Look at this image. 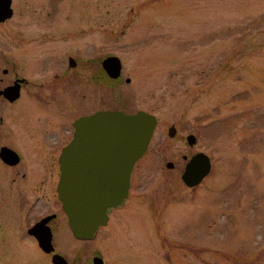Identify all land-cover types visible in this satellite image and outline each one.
<instances>
[{
    "label": "rangeland",
    "instance_id": "rangeland-1",
    "mask_svg": "<svg viewBox=\"0 0 264 264\" xmlns=\"http://www.w3.org/2000/svg\"><path fill=\"white\" fill-rule=\"evenodd\" d=\"M12 8L0 23V91L17 77L28 84L16 103L0 97V149L48 162L54 144L43 123L98 111L157 120L125 209L93 240L75 239L60 219L57 252L70 264L96 256L264 264V0H12ZM108 57L122 63L118 79L101 67ZM199 153L211 171L189 187L182 176ZM22 172L0 163V264H53L29 224H17ZM40 197L46 211L58 209L48 191Z\"/></svg>",
    "mask_w": 264,
    "mask_h": 264
},
{
    "label": "water",
    "instance_id": "water-1",
    "mask_svg": "<svg viewBox=\"0 0 264 264\" xmlns=\"http://www.w3.org/2000/svg\"><path fill=\"white\" fill-rule=\"evenodd\" d=\"M11 18L12 0H0V23ZM76 65L70 59V66ZM121 65L117 57H108L103 62L104 69L113 79L121 76ZM20 92V83L16 82L3 90L1 95L14 102L20 97ZM156 125L155 116L143 111L131 115L120 111H100L76 121L75 139L62 153L59 186V199L76 239L92 240L97 231L107 224L108 210L119 206L127 198L131 171L146 154ZM189 143L194 146V136L189 137ZM3 154L13 155L7 149L3 150ZM173 167L169 163L166 168ZM210 171V158L199 153L188 162L182 180L187 186L195 187ZM39 246L46 253L53 251L50 239L48 242L41 241ZM52 262L69 264L60 255L54 256ZM94 263L102 262L96 258Z\"/></svg>",
    "mask_w": 264,
    "mask_h": 264
},
{
    "label": "flooded vegetation",
    "instance_id": "flooded-vegetation-1",
    "mask_svg": "<svg viewBox=\"0 0 264 264\" xmlns=\"http://www.w3.org/2000/svg\"><path fill=\"white\" fill-rule=\"evenodd\" d=\"M70 59L69 58V65H70ZM70 68H72L71 66H69ZM103 68V70L106 72V70L104 69L103 65L101 66ZM7 71V72H6ZM5 75H9V71L8 70H4L3 72ZM107 73V72H106ZM16 82L20 83L21 86V92L24 87H26V85L28 84V81H26V78H15L14 82L12 85H14ZM6 86L3 90H5L6 88L12 86ZM0 91V97L5 101L8 102L10 104L16 103L18 100L21 99V94L20 97L14 101L11 102L10 100H8L7 98H5L3 95H1ZM73 102H72V106L71 108H73ZM99 112V111H98ZM96 113V112H95ZM90 116V115H89ZM85 117V116H81L80 118ZM79 119V118H78ZM78 119H73L70 124L62 126V125H52L49 123L48 124H41L42 127L40 128V132L44 133V138L49 139L50 142H52L54 144V148H53V152L49 153L50 157H52V161L51 158L48 162L45 161V159H42L40 157H36L34 156H28V155H24L25 156V161L23 159V157L21 156L20 152L17 151L16 149H12L10 147L7 146H3L0 149V163L9 169H22L23 172L22 174L19 173V176L21 177V180H27V186H25V188L20 189L15 188L14 189V193H16V196H25V199H21L19 201V205H15L14 207L18 209V211H22V216H19V220H18V225H24V224H29L27 227V235L34 240L35 243H37V245L39 246V243L41 241H47L50 239L51 242V246L53 247V251L51 253H46L44 252L40 247V249L47 255L50 256L53 260V257L56 255H61L60 253L57 252L56 249V236L57 235V229H56V225L59 222L60 219L65 218L67 221V225H69V219L67 216V213L65 212V209L59 199V186H60V180H61V176H62V162H61V157H62V153L63 150L68 147L73 140L75 139V134H76V128H75V123ZM55 126V129H58L59 127V131H56L55 129H53L52 127ZM34 132H36L35 130H33ZM61 131V135L60 132ZM32 132V131H31ZM54 133L51 137L48 138L50 133ZM28 133V131H27ZM28 135V134H27ZM30 137H33V135H28ZM62 136V137H61ZM7 149L10 152H12L13 155H4L3 154V150ZM57 152V154H56ZM137 164L138 162L134 165L132 171H131V175H130V179H129V191H128V196L125 200L122 201V204H120L117 207H112L108 210L107 215H108V222H106L107 224L105 226H102L100 229L106 228L108 227L111 222H113V216L115 213V211H122L125 209L126 205V201L129 200L130 198H132V192H133V182H134V174H135V170L137 169ZM103 175L106 174V172H102ZM107 184V182H106ZM29 186V187H28ZM75 189V188H74ZM45 191H48L50 194H52V198L55 200L58 206V209L56 210L55 208L52 209V211H46V208L43 205V199L41 196L42 193H44ZM34 195H36L34 197ZM34 197V199H33ZM22 206L24 207V209L26 210L23 211L22 210ZM11 209V208H10ZM13 220L10 222L13 224ZM71 229V228H70ZM99 229V230H100ZM98 230V231H99ZM72 231V230H71ZM97 231V232H98ZM73 234V232H72ZM73 237L76 239V237L73 235ZM94 239V238H93ZM92 239V240H93ZM65 259H67V257H64ZM96 258H100L101 259V264H107L106 261L101 258V257H94L93 259V264L94 260ZM68 261V260H67ZM70 264V263H69Z\"/></svg>",
    "mask_w": 264,
    "mask_h": 264
},
{
    "label": "bare ground",
    "instance_id": "bare-ground-1",
    "mask_svg": "<svg viewBox=\"0 0 264 264\" xmlns=\"http://www.w3.org/2000/svg\"><path fill=\"white\" fill-rule=\"evenodd\" d=\"M193 157H194V156H193ZM191 158H192V157H191ZM190 160H191V159H190ZM190 160H189V161H190ZM189 161H188V162H189ZM187 164H188V163H187ZM187 164H186V166H187Z\"/></svg>",
    "mask_w": 264,
    "mask_h": 264
}]
</instances>
